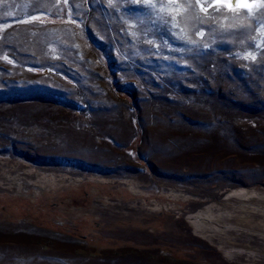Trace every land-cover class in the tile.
I'll return each mask as SVG.
<instances>
[{"label": "rangeland", "instance_id": "rangeland-1", "mask_svg": "<svg viewBox=\"0 0 264 264\" xmlns=\"http://www.w3.org/2000/svg\"><path fill=\"white\" fill-rule=\"evenodd\" d=\"M150 4L0 0V264H264L196 217L264 190V0Z\"/></svg>", "mask_w": 264, "mask_h": 264}, {"label": "bare ground", "instance_id": "bare-ground-1", "mask_svg": "<svg viewBox=\"0 0 264 264\" xmlns=\"http://www.w3.org/2000/svg\"><path fill=\"white\" fill-rule=\"evenodd\" d=\"M230 2L233 3V0H230ZM222 202L225 203L222 206L219 203H212L204 207L199 213H197L196 217L202 218L203 220L219 219L220 221L221 216L224 214L227 217L234 218L238 221L247 220V216L260 214L258 207L264 208V190H256L254 188L232 189L225 194ZM214 210L217 211V213H215ZM206 235L210 238L217 239V241H213L217 247L220 248L223 246L224 243L221 238L217 237L210 229H206ZM226 257L234 262L247 261L246 257H242L238 254H231L229 252L226 253ZM256 260L257 259L252 258L250 261L252 262Z\"/></svg>", "mask_w": 264, "mask_h": 264}, {"label": "snow or ice", "instance_id": "snow-or-ice-1", "mask_svg": "<svg viewBox=\"0 0 264 264\" xmlns=\"http://www.w3.org/2000/svg\"><path fill=\"white\" fill-rule=\"evenodd\" d=\"M219 3H223L225 6L229 7L230 9H232L233 11L236 10V8H246L249 12V14H251L252 9L254 6H256V0H253L252 3H248L247 0H236V5L235 8H233L230 0H218ZM145 4H150V0H144ZM151 7H155V4H150ZM160 11H164V8L161 7ZM247 58V57H245ZM252 59H256L255 56H252Z\"/></svg>", "mask_w": 264, "mask_h": 264}]
</instances>
